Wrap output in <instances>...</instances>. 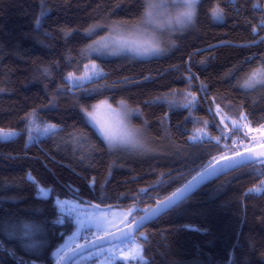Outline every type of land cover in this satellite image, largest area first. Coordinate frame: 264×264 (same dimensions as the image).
<instances>
[{"label": "trees", "instance_id": "16d2710c", "mask_svg": "<svg viewBox=\"0 0 264 264\" xmlns=\"http://www.w3.org/2000/svg\"><path fill=\"white\" fill-rule=\"evenodd\" d=\"M146 4L0 0V130L19 131L0 139V264H56L54 249L76 228L56 197L136 205L133 221L212 162L255 146L242 115L252 131L264 123V83L242 84L264 69V0H202L193 28L169 54L101 60L98 78L66 81L68 59L96 37L87 34L93 25L136 23ZM216 6L222 22L212 17ZM103 100L128 104L148 146L108 147L84 116ZM46 124L57 129L49 133ZM34 126L38 136L49 134L30 143ZM37 183L51 196L37 195ZM134 237L145 264H264V163L207 184Z\"/></svg>", "mask_w": 264, "mask_h": 264}, {"label": "rangeland", "instance_id": "374dc122", "mask_svg": "<svg viewBox=\"0 0 264 264\" xmlns=\"http://www.w3.org/2000/svg\"><path fill=\"white\" fill-rule=\"evenodd\" d=\"M201 1L196 0L191 8L193 13L191 19H184L180 23L176 21L175 17L179 13L189 10L181 0H177L176 3H173L172 0H163L162 7H150L153 4H161L162 0H147L145 13L136 23L93 25L87 34L96 35V37L85 46L77 58L70 57L68 59L72 68L65 74L66 81L72 86H77L98 78L104 73L100 64L101 60L117 57L145 60L169 54L177 47L178 39L193 28ZM149 12L151 15L148 14ZM211 14L215 22H222L225 19L222 9L218 6L214 7ZM97 34L99 35L97 36ZM261 70L264 69L259 68L254 73H261ZM254 73L242 84L243 88L251 89L264 83V74H259L253 78ZM246 84L251 86H246ZM218 111L220 110L218 109ZM132 114L133 110L126 102L113 105L107 100L97 102L90 110H84L87 122L98 131L112 151L124 150V148L143 149L144 143L148 146L149 142L145 137L146 135L132 124ZM242 118L245 128L249 129L247 132L250 139L248 146L263 144L264 130L252 131L245 115H242ZM234 122L238 125L241 124V121ZM37 123L39 124L38 121ZM50 126L55 125L46 124L49 133L57 129V126ZM38 129L39 126L33 127L34 132L28 134V142H34L38 137L49 134L38 136L35 134ZM2 132H13L15 135L0 138L1 140L12 139L19 135L17 130H0V133ZM125 133L132 134L131 142L121 139ZM203 137L208 138L209 135L203 134ZM29 178L34 179V176L30 173ZM36 188L39 196L49 197L52 194L50 187L37 183ZM40 189H44L43 195L40 193ZM55 203L62 216H72L76 223L75 230L66 235L64 241L53 251L52 255L56 264L69 251L84 243L83 241L87 242L102 237L131 223V219L138 209L136 205L123 208H103L77 198L56 197ZM138 249H142V245L137 238L131 237L123 242L84 253L76 258L72 264H116L118 261H124L126 264H141L137 258L140 254ZM146 261L144 257L143 264Z\"/></svg>", "mask_w": 264, "mask_h": 264}, {"label": "water", "instance_id": "95a60500", "mask_svg": "<svg viewBox=\"0 0 264 264\" xmlns=\"http://www.w3.org/2000/svg\"><path fill=\"white\" fill-rule=\"evenodd\" d=\"M262 40H264V37ZM263 160L264 143L216 160L191 177L171 195L158 201L147 212L133 220L125 227H122L102 237L82 243L81 245L69 251L58 264H72L76 258L84 253L91 252L112 244L120 243L130 239L131 237H134L146 225L150 224L158 217L162 216L169 210L185 201L188 197L196 193L205 185L215 181L216 179L228 174L231 171ZM174 193L176 194L175 196L173 195ZM125 233H128L129 235L125 237Z\"/></svg>", "mask_w": 264, "mask_h": 264}, {"label": "snow or ice", "instance_id": "6c2138e0", "mask_svg": "<svg viewBox=\"0 0 264 264\" xmlns=\"http://www.w3.org/2000/svg\"><path fill=\"white\" fill-rule=\"evenodd\" d=\"M173 3H176L177 0H172ZM181 2L185 5V7L189 10L187 11H184V12H181L179 13L175 19L178 23L182 22V20L186 19V20H190L191 17H192V11H191V8L193 7L194 3L196 2V0H181ZM163 6V0H162V3L159 4V5H156V4H153V5H150V7H162ZM149 15H151V13L149 12L148 13ZM37 23H39V21H37ZM259 74H264V70H261V73H254L253 74V78H255L257 75ZM246 86H251V85H247ZM50 127H55V126H50ZM48 129H45V131H47ZM237 131L239 130L238 128L236 129ZM15 135V133L13 132H2L0 133V138H7V137H11ZM197 137H193V139L195 140ZM121 139H125L126 142H131V139H132V134L131 133H125V135L123 137H121ZM251 159V158H249ZM262 163H264V161H261ZM255 191H261L260 188H256V189H253ZM252 191V190H250ZM40 193L43 195L44 194V189H40ZM174 196L176 195L175 193L173 194ZM171 199V198H169ZM163 203V202H161ZM20 227L22 228L23 230V235L27 236L29 235L30 233V230H31V226L27 223L25 224H22L20 225ZM15 230V226H13V231ZM127 235H129L128 233H125L124 236L126 237ZM138 252L140 253L138 255V259L141 261V264H143V261H144V256L142 254V249H138ZM127 259V258H126Z\"/></svg>", "mask_w": 264, "mask_h": 264}, {"label": "built area", "instance_id": "2783aa9c", "mask_svg": "<svg viewBox=\"0 0 264 264\" xmlns=\"http://www.w3.org/2000/svg\"><path fill=\"white\" fill-rule=\"evenodd\" d=\"M256 130L260 132L261 130H264V125L262 124L261 126L257 127Z\"/></svg>", "mask_w": 264, "mask_h": 264}, {"label": "bare ground", "instance_id": "6f19581e", "mask_svg": "<svg viewBox=\"0 0 264 264\" xmlns=\"http://www.w3.org/2000/svg\"><path fill=\"white\" fill-rule=\"evenodd\" d=\"M263 125H264V123H263ZM255 130H256V129H255ZM238 153H239V152H238ZM205 186H206V185H205ZM202 188H203V187H202ZM199 190H200V189H199ZM199 190H198V191H199ZM188 198H189V197H188Z\"/></svg>", "mask_w": 264, "mask_h": 264}]
</instances>
